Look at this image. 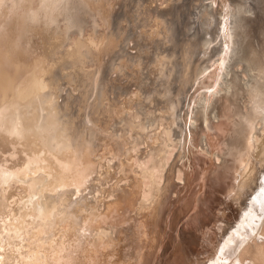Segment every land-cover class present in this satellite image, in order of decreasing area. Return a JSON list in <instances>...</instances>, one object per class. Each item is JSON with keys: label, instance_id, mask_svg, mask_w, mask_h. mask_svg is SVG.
Wrapping results in <instances>:
<instances>
[{"label": "bare ground", "instance_id": "obj_1", "mask_svg": "<svg viewBox=\"0 0 264 264\" xmlns=\"http://www.w3.org/2000/svg\"><path fill=\"white\" fill-rule=\"evenodd\" d=\"M126 1L0 0V32L6 37L0 38V44L4 47L3 50L0 47V63H5L11 70L7 72L0 67V136L10 138L13 141L11 143L17 142L22 146L18 150L21 153L20 160L16 158L18 163L15 164V160H11L14 165L0 163V264H94L87 260L83 246L99 242L111 246L121 227L125 230L121 237L123 244L126 243L128 247V243L134 239L139 246L138 253L144 247L152 248L156 236L155 247L159 245L160 235L165 240L172 235V231L177 230L174 237L178 240L175 244L180 249L177 250V256L168 259L167 264H264L263 23H257L256 26L254 24L257 19H254L255 22L252 20V23L255 27H252L251 18L248 19L252 15L246 14L251 7L247 8L238 0L224 2L223 9L219 10L214 0H209L208 8L205 7L208 13L206 9L203 10L208 14V26L218 21L216 24L220 34L217 36L221 37L220 44H223L222 55L220 54L222 62L215 79L218 85L215 86L211 98L207 100L201 96L197 101L193 112L195 122L191 124L188 134H183L177 127V116L174 117L175 113L171 111L175 105L169 103L168 88L175 78L162 75L164 59L160 41H156L155 45L147 44L149 51L145 50V41H137L136 36L127 42H132L133 51L136 49L135 56L133 55L134 65L140 66V69L145 67L141 69L143 74L140 82L136 84L138 108L136 106L135 109L138 113L145 114L143 122L153 131L158 119H155L156 112L165 107V117L160 119L165 123L163 135H166L167 142L150 135L145 136L146 132H140L141 130L133 131L130 140L116 141L106 153L117 156V166H120L118 177L128 174L129 179L125 182L121 179L123 183L119 180V184L111 181L106 186L104 179H100L97 174L106 167L103 170L98 169L102 157L98 158L96 151H104L105 144L102 143L104 136L101 133L104 131L93 122L98 105L94 100L98 93L103 95L106 89L102 84L107 80L103 78V81L100 77L101 73H105L103 68L105 69L108 62L111 69H117L115 64L121 70L122 67L126 69L121 58L125 53L112 54L109 60L107 49L97 45L100 42L96 43L97 37L86 38L83 34L87 26H91L95 33L100 20L101 24L108 23L114 28L123 19V13L129 14L125 9L123 12L122 8V3ZM129 1L131 3L133 0ZM144 1L142 5H145ZM262 1L259 13L264 21V0ZM135 2L137 1L132 3L134 6ZM106 4L109 5L108 10ZM120 4L121 10H117ZM125 6L127 5L124 3V8ZM145 8L147 7L144 6ZM130 9L131 6L129 11ZM145 11L147 9L143 10L144 13ZM145 15L148 17L149 14ZM3 16L5 18L2 19ZM5 24H10V27L6 28ZM215 27L213 31H216ZM5 30L10 31L5 34ZM162 30L165 33L170 31L166 18ZM204 33L210 35L203 41L206 50L213 51L217 47L212 49L213 45L211 48L209 45L216 38L213 39L211 31ZM167 35L168 33L165 34L166 38ZM174 45L177 47V44ZM142 50L145 53H141ZM171 51L174 52V49ZM89 61L94 63L92 71L84 67ZM237 65L241 66L235 68ZM87 85L91 86L88 95L87 90L83 89ZM92 89L96 91L94 99ZM117 92L113 91L115 94ZM90 94L91 101L88 99ZM81 101L85 104L75 111ZM147 107L152 110L145 112L143 109ZM186 111L185 109V113ZM157 115L162 117L159 113ZM126 116H118L116 124L128 121ZM259 134L263 137L262 140ZM143 136L146 137V149H142V153L150 152L152 163L141 167V159L137 166L140 165L141 168L136 169L135 166L134 169L138 173H130V167L136 165L131 164L136 157L133 155L134 161L131 162V156H127L126 152L135 142L143 141ZM192 138H198V150L204 152L205 166H200V170L196 172L191 163L186 164L183 161L185 165H181L180 178L170 183L173 189L178 190L172 192L176 193L172 198L171 190L165 191L167 183H161V176L164 173L167 176L171 171L165 157L167 147L176 142L180 150L179 145L187 144ZM105 142L107 145L108 142L111 143ZM126 144L129 145L128 149ZM124 147L126 152L122 156ZM177 173L175 177H178ZM142 178L144 182L145 178L147 181L149 179L148 183H144ZM12 183L18 184L23 194L8 200L12 196ZM195 189H198L196 193ZM191 191L194 196L187 197ZM121 201L126 203L119 213L116 207L121 205ZM100 202L103 203L99 204ZM183 210L187 212L178 220V215ZM207 212L211 214L210 222H206ZM145 213L147 219L143 216ZM147 220L151 224H158L162 220L155 235L148 231ZM182 234L188 240H182ZM192 238L198 239L196 247L190 242ZM41 239L44 240L40 241ZM110 248L113 251L114 248ZM196 249L198 250L195 251ZM145 251L147 250L141 252L140 256L136 255L138 264L150 261V264H158L161 253L152 257Z\"/></svg>", "mask_w": 264, "mask_h": 264}, {"label": "rangeland", "instance_id": "obj_2", "mask_svg": "<svg viewBox=\"0 0 264 264\" xmlns=\"http://www.w3.org/2000/svg\"><path fill=\"white\" fill-rule=\"evenodd\" d=\"M128 1L129 0H127L126 2H124L125 5H127V6H125V8H124V3H122L123 7H122L121 4L119 6H117L118 7L117 10L118 9L121 10L120 8L122 7L123 8V12H124V9H125V10H127V12H129V14L128 13L127 14L123 13V16L124 17H123V19H120V23L119 24H116L114 26L115 29L113 28L112 25L109 26L108 23H107L108 25L105 24V23H103V22L101 24V20L99 19L100 20L99 21L100 24H99L98 28L96 29L97 30L96 31L97 33L96 32L93 33V28L91 26H87L85 28V33L83 34L84 37H86V38L87 37H89V38H91V37H97L96 38V40H97L96 43H98L100 41L99 44H97V45H100V47L107 49V51H108L107 58L109 60H110V57L112 56V54L113 55L114 54L116 55V54L125 53V54H122L121 55V58H122V64L125 63V66L124 67H126V69H124L122 67V70H121V67L118 64H115L114 66H116L117 69L114 70V69H111V66H108V62H107V64L104 63V65L106 64L105 69L107 71L103 68V70L105 71V73H101L100 74L101 76L99 75L100 77H102V80H103V78H104V80L105 79L107 80V82H104L105 84L104 83L102 84V87L106 88L105 89V92H103V95H101L100 93H98V95H96V91L93 90V89L91 91V93L94 92L92 94L93 95L92 96L93 99H94V96L96 95V98L94 100L95 104L98 103V105H97V107L95 109V114H94L95 117H94L93 122L99 128H102V130L104 131V132H101L102 135L104 136V138L102 140L103 141L102 143H104L105 145H107V143L105 141H107V142L110 141L111 142V143L108 142V145L107 146L104 145V147L106 148L105 149L103 147L104 151L101 150V149H100L101 152L100 151H96V153L98 154V158H101L102 157L101 158V161H100L101 164L99 163L98 169L103 170L106 167L101 173L98 171L97 174H98V176H99L100 179H102V180L104 179L103 183L106 186H108L107 184L108 183L110 184L111 181H112V183L113 182H117V184H119L121 182V179L124 182L129 179V177H128L129 175L128 174H124L126 176L128 175L127 177L126 176L120 177V178L118 177V175H119L118 171H119L120 166L119 167L117 166V162H119V160H118V158H117L116 155H112L110 152H107L106 153L107 149L109 151V148L111 146L115 145L114 143L116 141H125L126 139H129L130 138V134L131 133H134L135 131H140L141 130L140 132H144V133L146 132L147 135H145V136L150 135V136H152V138H155V139L158 138L159 141L162 140V142H167L166 141L167 140V137H165L166 135L165 134L163 135V133L165 132L164 131L165 123H164L163 120H161L163 117H165V113L163 112L165 110V107H163L164 109L161 108V111H157L156 112L157 114L158 113L161 114L162 117H159L155 113L156 114V116H155L156 118L155 119H157V118L158 119H157L155 125L152 128L153 131L151 129H149L150 127H148V125L143 122L144 121L145 114L142 115V112H140V110H139L140 113H138V110L135 109L136 106L138 108V100H137V97L135 95L136 94V90H137L136 84H138V82H140L141 75L143 74L141 72V69H143L145 67L142 66L141 69H140L139 68L140 66H135L134 65L135 59L133 58V55L135 56V53H136L135 50L136 49H134V51L132 50L133 48H132V42L131 41H132L133 37L136 36L135 38H137V41H139V42H143L144 43V41H145L146 44L144 43V46H145V50H147V51H149V49L146 48V46H148L147 44L151 43V45H152V43H153L155 45L157 42L160 41L159 42L160 44L159 43L158 44L161 46V48L163 50L162 51V56H163V59H164V62H163L164 65H163V68H162V75L163 76L165 75L166 78L167 77H171V78L174 77L175 78L174 81L176 82L175 83L172 80V84L168 88V90H169L168 100L171 101V102L169 101V103L172 106L175 105V106H173V108H175V110L172 108L171 111L173 113H175L174 114L175 115L174 117L177 116L176 119H175L176 122H177L176 124L179 125L177 127L181 130V132L183 134H188L189 133V130H190L191 124L195 122V116H194V113L193 112H194L195 106L197 104V101L201 98V96L203 98H206L207 100L212 97L214 88H215V86L218 85L217 83H215V79H216V76H217V72L220 69L221 62H222L221 55H222V47H223V44H220L221 37L219 38L217 36L218 33L220 34V29H219V27L217 28L218 24H216L218 21L216 23H215V21L212 22L210 26H208L206 24V19L208 17V14H206V12H207V9L206 8H208L207 4L209 3V0H145V1L144 0H133L131 3H130V1L129 2ZM134 1H137V2L134 3L135 6L132 4ZM143 1H144L145 5H142ZM228 1L229 2H232L231 0H214V4H215L217 10H219V9H223V3L224 2L228 3ZM238 1L242 2V4H244V6H246L247 8L249 6L251 7V9H249L250 11L246 13L247 16L252 15L251 17H248V19L251 18L250 19L251 20V23H252V20L254 21V19H257V20H255L256 22L254 21L255 24L254 23L251 24L252 27H255V26H253V24L256 25V26H258L257 23H263V25H264V21H262L261 16H260V13H259V12H261L259 10V7L261 5L260 3L263 2L262 0H259V1L258 0L257 1L256 0H247V2H246V0H242V1L241 0H238ZM243 1H245V2H243ZM127 3H129V4H127ZM255 3L256 4H259V5H256ZM128 5L131 6L130 11H129V6ZM132 5L134 6L133 7L134 10L132 9ZM144 6L147 7V8L144 9ZM105 7L107 8V10L109 9L108 8L109 7L108 4H106ZM161 7L163 9H160ZM146 9H147V12L145 11V13L149 14L148 17L143 12V10H146ZM203 9L204 10L206 9L205 10L206 12ZM171 11L173 12V14H171L172 13ZM251 11H255L256 14L257 13H259V14L256 15L254 12H252L253 13L252 14ZM202 15H204V16H202ZM140 17L142 19H140ZM203 17H205V19ZM3 18H5V16H3L2 19ZM165 18L167 19L168 24L170 25V31L169 32H166V33H168V35H167L168 37L167 38L165 37V34L166 33L162 30L163 21L165 20ZM201 18H203V19H201ZM259 18H260L261 21L258 20ZM129 19L132 20V21L129 22L130 21ZM125 21H127V22H125ZM203 21H205V22H203ZM147 22H149V24ZM142 23H144V24H142ZM173 23H175V24H173ZM120 24H121V26H120ZM259 25H262V24H259ZM101 26H103V27H101ZM104 26H105V28H104ZM5 27L6 28H9L10 27V24H5ZM137 27L139 29H137ZM173 27L175 28V30H174ZM207 27H208V29H207ZM209 27L211 28L210 31L213 32V39L216 38V39L212 40L210 42V45H209L210 48L213 45L212 49L214 47H217L213 51L212 50L210 51V49H207L206 50V46L203 43V41L205 40L204 38L210 37V35H207V33H204V31H207V30H208V32H210L209 31V29H210ZM214 27L217 28L216 31H213V28ZM199 28H201V29L199 30ZM105 29H106V31H105ZM109 29H111V31ZM116 29H117V32H116ZM125 29H126V31H125ZM10 30H5L4 33L7 34ZM107 30H109L111 33H108L109 31H107ZM175 31H177V33ZM87 33H89V35H87ZM161 35H162V37H161ZM202 35H204V36H202ZM101 36H103V39L101 38ZM1 37L2 38L5 37V35H3L2 32H0V38ZM158 37H161V39H159ZM201 37L203 39H201ZM197 38L199 40V43H198ZM140 39H141V41H140ZM129 40H131L130 41L131 42V45H130V42L127 43ZM163 43H165L166 45L163 44ZM174 43L177 44V47L174 45ZM109 44H110V46H109ZM181 44H183V45H181ZM217 45H219V47H221V50H219L220 48ZM174 46H175V48H174ZM0 47H2L1 49L3 50V48H4L3 45L1 46V44H0ZM171 47H172V49H171ZM127 48H128L129 51H127ZM130 49H131V51H130ZM167 49L168 50L170 49V51H168ZM173 49H174V52L176 54L173 51H171ZM145 50L144 51L142 50L141 53H145ZM167 52L168 53L170 52V53L167 54ZM202 53H203V55H201ZM172 55H174V56L172 57ZM125 56H126V58H125ZM131 56H132V58H131ZM174 57H176V58L178 57V58L175 59ZM200 57H202L201 60H200ZM204 57H205V59H203ZM206 57H207V60H206ZM210 57H212V59ZM171 58H172V60H171ZM115 59H117V57H115ZM125 59H129V60H126L125 61ZM167 59H168V61H166ZM181 59H182V61H181ZM176 60H177V62H176ZM195 60H198V61H195ZM202 60L205 61L206 66H205V64H204V62ZM201 61L203 63H201ZM181 62H183V63H181ZM183 65L185 66V68H184ZM187 65H189V66H187ZM194 65H195V67H194ZM197 65H198V67H197ZM93 66H94V63L91 62V61L86 62L85 65H84L85 69H88V70L90 69L89 71H92ZM130 66H131V68H130ZM240 66L237 65V66H235V68L236 67L239 68ZM0 67H2L7 72H10L11 71L10 70V67L8 65H6L5 63H2V64L0 63ZM167 68H169V69H167ZM180 68L181 69L183 68V69L182 70H179ZM139 69H140V71H139ZM184 69H185V71H184ZM125 70H128V71H125ZM108 71H109V73H108ZM121 71L123 72V74H120ZM179 71L180 72L182 71V72L179 73ZM189 71H190L191 74L189 73ZM193 71H195V72L193 73ZM199 71H201V72H199ZM198 72L201 73V74H199ZM127 73H131V74H127ZM180 74H181V76H180ZM190 75H192V76H190ZM194 75H195V77H194ZM105 77H107V78L109 77V78L107 79ZM134 77H135V79H133ZM179 77H181V78H179ZM145 78L146 79H149L148 77H145ZM180 79H182V80H180ZM190 79H192V80L190 81ZM108 80L109 81H112V84H111V82L109 83ZM87 81H89V80H87ZM182 81H183V83H182ZM83 83H85V82H83ZM107 83H109V84H107ZM114 83H116V84H114ZM128 84L131 85L132 87L129 86ZM190 84H192V85H190ZM88 85H90V84H88ZM88 85L86 87H89ZM108 85H109V87H108ZM111 85L113 87H111ZM133 86H134V88H133ZM86 87L84 86L83 89H85V91L87 90L86 91V94L88 95L91 86L89 87V89L86 88ZM114 88L116 89V91H115ZM125 90H127L128 92L126 91L127 92L126 93ZM113 91L114 92H117L118 91V92L115 94V93H113ZM131 93L132 94L134 93L133 96H132ZM111 94H112V96H111ZM85 97L86 96L84 95V98ZM88 99L89 100L91 99V94L88 97ZM82 100L84 101V99H82ZM103 100H105V101L103 102ZM123 100H125V101H123ZM83 101H81V103L78 102L77 106L75 107V111H76V109H79L80 110V107L85 104ZM179 102L181 103V106H180V103ZM105 105H107V106H105ZM113 107H115L116 109L115 108L113 109ZM185 109L187 110L186 113H185ZM143 110H145V112L146 111L149 112V110H152V108L151 107H147L146 109H143ZM177 112H178V114L176 115ZM124 114L127 115L126 117H128V121L129 122L126 120L125 123H118V124H116V122H117L116 119H118V116H123ZM142 116H143V118H142ZM136 117H137V120L135 119ZM156 127L158 129H155ZM144 128H145L146 131L144 130ZM119 129H121V131ZM147 129H148V131H147ZM122 130H124V131H122ZM153 133H155V135H153ZM145 136L142 137L144 139V140L142 139L143 141H138V143L135 142V144L133 146H131L130 147V150H127V152L125 151V149L126 148L127 149L129 148V145L128 144H126L125 145L126 148L124 147L123 148L124 150H122V153H121L122 156L126 152L127 156L128 155L131 156V162H133L134 161V158L136 157L134 163H131L133 165L136 163V165H134V166L133 165H130V166H133V167H130L131 168L130 169L131 170L130 173H134V174L135 173H138V172L134 171V169L138 166V162L141 159H142V161H140L141 164H142L141 167H145L147 165L149 166L152 163V158L153 157L150 154V152L145 151V152L142 153V149H144V148L146 149V140H145L146 137ZM259 137H261V140L263 139V137L261 136V134H259ZM4 139H5V141H4ZM11 141H12V139H10V138L8 139V138H5V137L0 136V163H3L4 165H8V164L14 165L13 163L11 164V162H13L15 160L14 163L16 164L20 160V156H21L20 154L21 153H19L20 151H18V150H20V148H22V146L19 145L17 142L16 143L15 142L14 143H11ZM209 143H210V141H209ZM13 144H15V145L13 146ZM171 145L172 146L168 145L167 151H169V152L166 151V154H165V157H167V161H168L167 162V166L171 168V171H169V173H168L167 176L164 173L161 176V178L163 177V180L160 179V181L162 180L161 181L162 184L164 182L167 183L168 186L166 185L165 191L168 192L169 189H170L171 190V193L170 194H171V197L173 198V197L176 196V193L175 194H173V193L177 189H175V188L173 189L172 186L170 185V183L173 182V181L176 182L180 178L181 173H179V171L181 172V167H182L181 165L184 166L185 163L186 164H188V163L190 164L191 163V165L195 167L196 172H198V170H200L199 168H201L200 166H205V156H204V152H202L201 150H198V147H199L198 138H195V139L192 138L191 140H189L187 142V144H185V145L183 144L184 146L183 145H179V149L180 150H178V144L176 142L175 143L172 142ZM173 146H174V148H173ZM133 148H134V150H133ZM196 148H197L198 151L196 150ZM179 151H180V153H179ZM10 152H14V153L11 154ZM167 153H169V155ZM101 155H105V156H101ZM112 157H113V159H112ZM145 157H147V158L149 157V159H147ZM16 158L19 159L18 162H17V159ZM11 160H13V161H11ZM128 160L130 161V157L128 158ZM143 162H145V163L147 162V163L145 164ZM141 167L139 165V167H137L136 169L141 168ZM108 169H109V171H108ZM176 173H177L176 176H178V177H175V174ZM103 175H105V176H103ZM176 178H177V180H176ZM119 180H120V182H119ZM123 181L121 183H123ZM142 181L144 182V179ZM146 181H147V179L145 178V182L144 183L147 184L148 181H149V179H148L147 182ZM146 188H147V185L144 186L145 194L147 193L146 192L147 191ZM197 190L198 189H195V193L197 192ZM10 192H11L12 196L9 197L8 200H12L13 197L18 198L20 195L23 194L22 191H21V189L18 187V184H16V183H12V185L10 186ZM186 192H187V190L184 191V193H186ZM191 193H192V191L189 193V195H186V196L187 197L194 196V194L192 195ZM193 193H194V191H193ZM216 193L217 194L218 193L220 194L219 191L218 192L216 191ZM121 202H122L121 205H118L116 207V209L118 210L119 213L122 212V209L124 208V205L126 203L125 201H121ZM102 203L100 202L99 204H102ZM128 204L130 205L131 203L129 202ZM214 204H216V203H214ZM212 206H213V204H212ZM133 207H134V205H133ZM103 208L104 209L106 208L105 205H104ZM6 209H7V206L5 207V210ZM187 210L181 211V215H178V220H180L181 216L185 212H187ZM213 210H214V208H213ZM234 210L235 209H233V212H235ZM206 214H207V216H206V222H208L211 219V214L208 213V212ZM143 216L145 217V219H147V217H148L146 213ZM213 219H214V217H213ZM161 221H159L158 224L153 223V222L151 224L149 222V220H147V222H148V231L150 232V234L155 235L158 232L157 230H159V228L161 226ZM121 228H119L120 229V231L118 232L119 235H118L117 238H115V241L111 244V246H109L108 244H103V243L100 244V242L97 243V244L95 243L96 245L95 244H91V245L90 244H87L86 246H83V253L86 252L87 260H89L91 262H94V264H119V263L120 264L121 263L122 264H138L137 259H136L137 258L136 255L138 254L140 256L141 252H143L144 250H147L145 252H149L150 253L149 255L152 256V257L154 255L156 257L157 255H159L161 253V255H160L161 258H159L158 264H165V263L167 264V261H168V259L171 258V256L173 258V257H175V256L178 255L177 250L180 249V248L175 244L178 239L174 237V236H176L175 233H177L176 232L177 230L172 231V233H171L172 235L169 236V237H166L165 240L162 237H160L161 236L160 235L159 236V240L160 241L158 240L159 241V245L157 247H155L156 246L155 244H156V241H157L156 240L157 239V236H156L155 241H154V245H153L152 248L144 247V248H142L140 250V253H138L139 246L135 242L134 239H132V241H130L128 243L129 244L128 247H126V245H127L126 243L123 244L124 242H123V240H122L121 237H122V234L124 235L123 231H125V230L124 229H121ZM95 230L97 231V228H95ZM57 235H58V233H57ZM57 235H55V236H57ZM180 238L182 240H184L183 238H185L186 240H188L187 236L184 235V237H183V234H182V237H180ZM42 240H44V239H41L40 241H42ZM197 240L198 239L192 238V240L190 242L193 243L192 245L196 247V241ZM103 242H104V240H103ZM110 247L114 248L113 251H111V248ZM197 250L198 249H196L195 251H197ZM123 253H126V254L123 255ZM135 259H136V261H134ZM86 263H88V261H86ZM150 263H151V261H150ZM150 263H145V264H150ZM82 264H84V263L82 262Z\"/></svg>", "mask_w": 264, "mask_h": 264}]
</instances>
